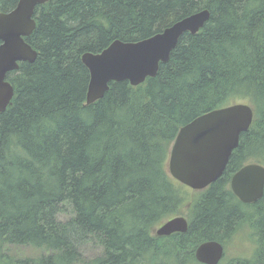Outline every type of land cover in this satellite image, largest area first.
<instances>
[{"label": "trees", "instance_id": "trees-1", "mask_svg": "<svg viewBox=\"0 0 264 264\" xmlns=\"http://www.w3.org/2000/svg\"><path fill=\"white\" fill-rule=\"evenodd\" d=\"M17 1L0 0V10ZM203 9V27L179 37L155 76L111 81L85 103L84 52L147 38ZM34 17L25 40L36 57L8 73L14 94L0 112V244L38 255L9 263L203 264L200 243L224 246L245 225L253 254L218 264H264V191L243 203L229 185L244 164L264 165V0H50ZM238 102L253 108L250 127L222 175L188 199L167 169L179 128ZM179 215L185 232L153 233ZM88 243L101 252L82 260Z\"/></svg>", "mask_w": 264, "mask_h": 264}, {"label": "water", "instance_id": "water-1", "mask_svg": "<svg viewBox=\"0 0 264 264\" xmlns=\"http://www.w3.org/2000/svg\"><path fill=\"white\" fill-rule=\"evenodd\" d=\"M48 0H19L7 13H0V112L11 103L14 89L6 80L18 62H32L37 51L27 37L34 29L31 17L36 4ZM209 18L207 9L181 18L162 31L137 41L114 40L97 53L84 52L81 61L89 71L86 104L100 99L111 81L127 80L132 86L156 75L159 64L168 61L171 50L184 32L197 33ZM254 116L251 105L229 104L202 113L182 125L171 145L168 173L179 183L192 189H204L217 180L226 168L229 157L238 145L239 136L248 130ZM233 194L243 203L255 202L264 191V165L250 162L236 170L230 178ZM184 216L168 219L155 229L157 235L185 232ZM203 264H218L224 246L216 240L200 243L194 252Z\"/></svg>", "mask_w": 264, "mask_h": 264}, {"label": "rangeland", "instance_id": "rangeland-1", "mask_svg": "<svg viewBox=\"0 0 264 264\" xmlns=\"http://www.w3.org/2000/svg\"><path fill=\"white\" fill-rule=\"evenodd\" d=\"M243 103H247V102H243ZM167 163H168V160H167ZM204 189L192 190L189 187L187 188L185 187V193L188 199H190L195 194H199ZM184 212H187V210L185 209ZM59 217L61 219L66 218L65 215H59ZM158 226L160 225L158 224L155 226V228H153V233H155V229ZM255 246H256V242L252 234V231L250 230V228H247L245 225H243L239 229V231H237L236 233L231 235L228 239H226L225 245H224V249H225L224 258L221 261V263H225L229 261L231 258H235V257H250L253 254ZM80 252L82 253V256H83L82 260H89L99 255V253L101 252V249L92 243H88L85 246L83 245L82 247H80ZM37 255H38V250L32 249L31 247H13L9 245L1 246L0 244V264L12 263L13 261L10 262L8 260L9 259L8 257L13 258V260H17L20 258L30 259V258L36 257ZM135 264H150V262L147 259H142L140 262H137ZM158 264H165V263L162 262ZM169 264H172V263H169Z\"/></svg>", "mask_w": 264, "mask_h": 264}, {"label": "flooded vegetation", "instance_id": "flooded-vegetation-1", "mask_svg": "<svg viewBox=\"0 0 264 264\" xmlns=\"http://www.w3.org/2000/svg\"><path fill=\"white\" fill-rule=\"evenodd\" d=\"M48 1H50V0H48ZM48 1L43 2V3H38V4L35 5V7H34V9H33L32 16H31V17L34 19V21H35L34 29H35V27H36V19H35V17H34V11H35V8H36L38 5H42V4L47 3ZM18 2H19V0H18V1L15 3V5H14L12 8H10V9H7V10H0V13H7V12H10L11 10H13V9L17 6ZM34 29H33V31H34ZM33 31H32V32H33ZM32 32H31L29 35H31ZM29 35H28V36H29ZM28 36H27V37H28ZM24 40H25V37H24ZM25 41H26V40H25ZM19 63H21V61L18 62V68H19ZM18 68H17V69H18ZM17 69H14V70H12V71H15V70H17ZM9 72H11V71H9ZM9 72H7V74H6V77H5L6 80H8V79H7V75H8ZM8 81H9V80H8ZM9 82H10V81H9ZM13 94H14V93H13ZM12 98H13V97H12ZM11 101H12V99H11ZM186 187H188V186H186ZM189 188H190V187H189ZM206 188H207V187H206ZM191 189H192V188H191ZM192 190H196V189H192ZM198 190H200V189H198ZM256 201H257V200H256ZM251 203H253V202H251ZM184 217H185V216H184ZM185 218H186V217H185ZM186 220H187V218H186ZM187 222H188V220H187ZM173 233H174V232H173ZM224 250H225V249H224Z\"/></svg>", "mask_w": 264, "mask_h": 264}, {"label": "bare ground", "instance_id": "bare-ground-1", "mask_svg": "<svg viewBox=\"0 0 264 264\" xmlns=\"http://www.w3.org/2000/svg\"><path fill=\"white\" fill-rule=\"evenodd\" d=\"M184 34V33H183Z\"/></svg>", "mask_w": 264, "mask_h": 264}]
</instances>
